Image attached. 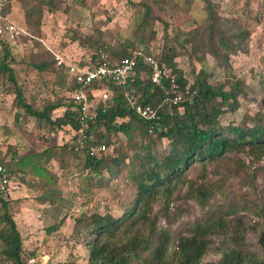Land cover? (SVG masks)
<instances>
[{"label": "trees", "instance_id": "1", "mask_svg": "<svg viewBox=\"0 0 264 264\" xmlns=\"http://www.w3.org/2000/svg\"><path fill=\"white\" fill-rule=\"evenodd\" d=\"M15 1L8 0L3 10L4 16L10 17ZM202 1L205 3L207 23L189 31L177 30L170 38L165 35L163 45L154 57L150 53L149 43L155 39L156 32L153 18H150L151 9L143 2L138 4L144 11L135 16L132 38L123 39L115 47L103 42L101 34L95 37L79 36L74 31L70 38L73 41L82 39L90 47L89 55L77 62L79 66L86 64V59L91 64L102 61L97 54L98 49L103 50L105 61L112 65L123 58L135 62L133 75L125 83L96 79L86 87L90 98L93 90L103 87L110 88L112 94L103 103L94 101L95 115L92 120H86L88 127L85 130L79 119L82 106L75 103L71 96L82 86L72 77L69 67L58 65L54 55L37 39L42 8L66 13L67 6L62 8L64 0H40L31 5L25 11V23L21 26L28 34H21L20 39L33 40L38 49L27 67L35 70L39 76H52L58 81V88L50 89L47 96L42 92L30 93L18 82L12 67L15 57L10 51V42L0 37V77L4 79L2 90L14 95V126L24 131L31 121L34 130L42 133L47 141L55 136L56 139L60 136L59 140H62L60 144L53 142L48 148L40 152L32 151L28 155H18L11 148L4 152L0 150V165L9 176L20 186L28 184L27 176L38 178L39 183L29 178L31 187L44 191L37 201L48 206L57 204L59 208L56 177L47 171L54 150H58L69 159L82 162L81 176L89 186L106 187L113 180L122 178L134 191L133 200L120 218L95 212L89 216L82 214L75 219L73 230L82 231L88 238V258L84 263L66 261L58 264H128L126 259L134 255L140 245H151L154 236L150 233L145 239L135 232L124 244L117 246L115 242L137 223L148 219L146 216L151 212L153 203L163 200L164 207L168 206L172 195L186 188L190 198L205 206L215 192L213 188L209 190L211 184L204 174L207 167L223 166L231 171L236 166L237 170L232 173L238 175L239 171L246 173L249 165L241 160H232L231 154L242 153L251 164L264 161L262 114L258 113L251 119L246 116L250 123L246 120L226 126L220 123V116L235 112L240 107L239 97L247 95V86L232 73L230 61L232 55L249 53L250 30L242 28L239 23V19L247 15H237L233 11V16L228 18L224 12L218 14L217 2ZM80 2L85 6L82 0ZM207 53L213 56L216 67L224 69L223 79L211 81L213 72L204 68L195 71L191 67L193 81L188 83L176 58L187 56L190 61L204 63ZM151 56L168 75V78H162L159 86L151 82V70L144 61L145 57ZM170 79L174 82L171 83ZM179 92L182 100L173 105L172 98ZM135 104L150 106L156 111L158 119L141 117L134 109ZM57 110H62V113L57 115ZM101 145L105 150L97 151ZM194 167L202 171L198 181L188 176V171ZM8 199L7 193L0 192V256L13 264H24L22 241L8 212ZM259 201L244 199L243 204L231 201L226 207L207 214L202 222L194 225L193 235L179 243L172 262L166 255L165 247L155 242L151 245L149 257L138 264H264V258L258 257L245 244L242 235L244 223L239 215L240 212H248L262 220V224L254 223L247 228L257 232L264 256V200ZM53 230L54 227L51 228ZM215 236L227 240L219 251L220 258L201 261L208 249L204 240Z\"/></svg>", "mask_w": 264, "mask_h": 264}, {"label": "rangeland", "instance_id": "2", "mask_svg": "<svg viewBox=\"0 0 264 264\" xmlns=\"http://www.w3.org/2000/svg\"><path fill=\"white\" fill-rule=\"evenodd\" d=\"M82 1L85 6L81 5L80 0H64L62 8L67 6L66 13L42 8L37 39L54 57L60 56L66 64L86 58L90 51V47L82 39L73 41L70 38L74 31L79 36L95 37L101 34L102 41L111 47H115L125 38H132L136 25L135 16L144 11L138 6L141 2L148 4L152 12L150 18H153L156 36L149 43V50L153 57L160 51L165 35L170 38L177 30L189 31L195 27L200 28L208 21L205 3L202 0ZM213 1L219 5V15L224 12L228 18H231L233 11L237 15H247L244 18L239 16L241 17L239 23L242 28L250 30L249 53H238L230 58L232 73L246 84L247 95L239 97L240 107L235 112H226L220 116V123L224 126L229 123L239 124L246 120V116L251 119L258 113L264 118V0ZM38 2L40 0H16L12 4L10 20L21 27L25 23V11ZM9 48L15 57V63L12 64L15 76L30 93L42 92L47 96L50 89L58 88L57 79L47 75L39 76L35 70L27 67V63L33 61V56L38 52L33 40L19 39L9 43ZM99 50L103 51L98 49L97 53ZM176 62L188 79V83L193 81L191 67H194L195 71L204 68L213 72L214 78L211 81L221 80L225 74L224 69L216 67V62L209 53L206 54L204 63L190 61L187 56L176 58ZM3 82L4 79L0 77V150L4 152L11 148L15 149L18 155H28L32 151L40 152L48 148L53 142L62 143V140H59L60 136H57V139L55 136L50 141L44 139L42 133L39 134L34 130L31 121L24 131L14 126L15 107L12 103L14 95L2 90ZM55 113L60 115L62 110H57ZM248 122L250 123V120ZM231 159L243 161L245 165H249V170L247 169L246 173L239 171L238 175H234L232 171L237 170L236 166L231 171L225 170L223 166L207 167L204 174L211 184L209 190L213 188L212 191L215 189V192L205 206L190 198L188 190L183 188L172 195L168 206L164 207L163 200L153 203L151 212L146 216L148 219L140 221L127 234L120 236L115 245L124 244L135 232L145 239L151 233L154 236L151 245L159 242L164 246L166 255L172 262L179 243L183 238L193 235L194 225L202 222L207 214L226 207L231 201L243 204L244 199L264 200V161L251 164L249 158L242 153L231 154ZM47 168V171L55 174L56 177L59 208L57 204L48 206L37 201L44 191L29 185L30 180L35 179L36 183L40 182L36 177L31 179L27 176L28 184H23L9 194L8 212L21 237L22 261L24 264H58L66 261L84 263L88 258L86 248L88 238L82 231L73 230L74 220L82 214L89 216L95 212L109 213L115 218H120L133 200L134 191L122 178L113 180L106 187L89 186L81 176L82 162L73 161L67 155H61L58 150H54ZM201 172L199 167L190 169L189 179L198 181ZM252 177L253 180L250 181ZM239 215L244 223L242 235L245 244L258 257L264 258L257 232L247 228L254 223L262 224V220L248 212H240ZM53 227L54 230L51 231ZM226 243L227 240L222 236L204 240L208 249L201 261L218 260L219 251ZM151 245L147 247L140 245L136 253L125 262L138 264L148 258L152 251ZM0 264L13 263L0 256Z\"/></svg>", "mask_w": 264, "mask_h": 264}, {"label": "built area", "instance_id": "3", "mask_svg": "<svg viewBox=\"0 0 264 264\" xmlns=\"http://www.w3.org/2000/svg\"><path fill=\"white\" fill-rule=\"evenodd\" d=\"M8 0H0V37L8 42L14 43L20 39L21 34H26L23 28L17 26L13 21H11L7 16L3 15V10L6 7ZM98 55L102 61L91 64L87 59L86 64L79 66L77 62L66 64L60 56H56L57 64H65L69 67V72L75 81L82 86L74 93H72V98L74 102L82 106V115L79 117L82 122L83 129H87V119L92 120L94 118V101L99 100L102 103L109 99L112 94V90L107 87H103L100 90L92 91L90 98L87 95V86L91 84L93 80L105 79L112 80L116 84H122L133 75V69L135 62L130 58H123L118 63L112 65L108 61H105L104 53L99 50ZM145 63L151 70V82L156 85H161L162 78H168L167 72L163 66L159 65L151 57L144 58ZM171 83L174 82L170 79ZM182 100V94L179 92L172 98V104L175 105ZM134 109L141 117L146 119H158L156 111L147 105L135 104ZM104 151L105 147L103 145L97 148V151ZM20 188V184L14 181L9 174L6 172L5 168L0 165V192L7 193L8 195L14 190Z\"/></svg>", "mask_w": 264, "mask_h": 264}]
</instances>
